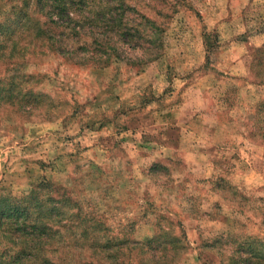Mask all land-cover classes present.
I'll return each instance as SVG.
<instances>
[{"label": "rangeland", "instance_id": "rangeland-1", "mask_svg": "<svg viewBox=\"0 0 264 264\" xmlns=\"http://www.w3.org/2000/svg\"><path fill=\"white\" fill-rule=\"evenodd\" d=\"M49 1L0 0V196L46 179L80 202L90 236L92 218L106 226L102 245L139 242L152 260L163 235L179 247L156 264H264L249 253L264 250V0H125L163 46H123L107 67ZM14 248L0 235V261ZM127 248L99 261L56 244L49 259L142 264Z\"/></svg>", "mask_w": 264, "mask_h": 264}, {"label": "trees", "instance_id": "trees-1", "mask_svg": "<svg viewBox=\"0 0 264 264\" xmlns=\"http://www.w3.org/2000/svg\"><path fill=\"white\" fill-rule=\"evenodd\" d=\"M33 1L44 7L43 0ZM49 4L51 5L49 16L51 22L63 33L68 32L74 46L80 45L84 39H89L90 44L84 46L94 48L91 52L93 59L105 67L114 57L119 58L121 47L127 46L141 50L143 49L142 41L148 45L145 51L153 55V58H158L160 55L154 52L156 48H162V35L165 30L155 21L146 18H144L146 26L140 24L144 29L139 27L132 20L134 11L127 6L125 0H50ZM25 13V18L28 20L31 18L30 15L33 16L32 13L30 15ZM59 51L61 50H57ZM29 104L35 105L37 102L30 101L24 108L31 109ZM52 183L43 179L29 194L19 199L0 196V235L15 247L11 250L14 251L13 258L0 261V264H29L32 262L51 264L49 257L57 253L52 249L56 244L70 249L67 252L70 255L72 250L84 252L85 249H91L96 260L99 261L100 259L105 260V256L100 255L111 256L112 253L123 252L129 247L131 251L135 249L145 254L146 257L142 259V264L151 262L156 264L166 257L170 245L171 250L179 247L178 238L169 236V239H166L162 238L163 235L157 236L153 239L161 247L160 251L165 256H154L150 260L144 252L147 245L144 246L139 242L122 240L102 245L103 236L100 232L104 229L106 231V226L100 220L97 222L95 218H92L96 231L90 236L87 221L81 220L83 211L80 202L70 198L67 192L60 195ZM249 249L253 257L264 261V250L253 246H249ZM78 256L81 255L78 254ZM239 259L243 264H247L248 259L242 257ZM248 264L252 263L248 262ZM258 264L261 262L258 261Z\"/></svg>", "mask_w": 264, "mask_h": 264}]
</instances>
